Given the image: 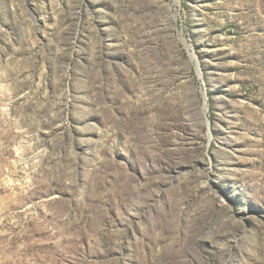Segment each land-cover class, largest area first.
Returning a JSON list of instances; mask_svg holds the SVG:
<instances>
[{
	"label": "rangeland",
	"instance_id": "rangeland-1",
	"mask_svg": "<svg viewBox=\"0 0 264 264\" xmlns=\"http://www.w3.org/2000/svg\"><path fill=\"white\" fill-rule=\"evenodd\" d=\"M0 264H264V0H0Z\"/></svg>",
	"mask_w": 264,
	"mask_h": 264
}]
</instances>
